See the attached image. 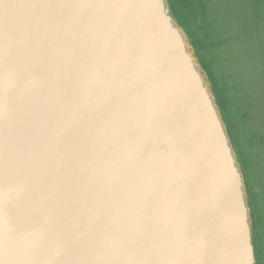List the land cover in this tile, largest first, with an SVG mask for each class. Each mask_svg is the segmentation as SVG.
Instances as JSON below:
<instances>
[{
	"label": "water",
	"instance_id": "95a60500",
	"mask_svg": "<svg viewBox=\"0 0 264 264\" xmlns=\"http://www.w3.org/2000/svg\"><path fill=\"white\" fill-rule=\"evenodd\" d=\"M0 264H257L168 0H0Z\"/></svg>",
	"mask_w": 264,
	"mask_h": 264
},
{
	"label": "rangeland",
	"instance_id": "374dc122",
	"mask_svg": "<svg viewBox=\"0 0 264 264\" xmlns=\"http://www.w3.org/2000/svg\"><path fill=\"white\" fill-rule=\"evenodd\" d=\"M254 3L261 12L258 14L261 23L238 26L242 32L235 38L234 48L243 56L244 67L240 65V71L244 72L239 73L235 62L225 63L223 81L228 103L223 111L234 144L240 151V161L253 180L250 200L264 206V0ZM252 31L256 33L251 35ZM216 85L219 89L222 86L219 81ZM215 92L219 95L217 98L222 97L216 86ZM261 210L264 213V208Z\"/></svg>",
	"mask_w": 264,
	"mask_h": 264
},
{
	"label": "trees",
	"instance_id": "16d2710c",
	"mask_svg": "<svg viewBox=\"0 0 264 264\" xmlns=\"http://www.w3.org/2000/svg\"><path fill=\"white\" fill-rule=\"evenodd\" d=\"M254 1L168 0L174 18L186 33L201 67L206 72L213 93L216 94V86L217 93L222 95L217 100L223 115V109L228 103L226 84L223 81V69L227 67L225 63L235 62L239 66V73L244 72L240 71V67H244L243 56L234 48V40L242 32L238 30V26L244 23L248 26L261 23L258 16L261 12L254 6ZM254 33L256 32L252 31L251 35ZM218 81L222 85L220 89L216 85Z\"/></svg>",
	"mask_w": 264,
	"mask_h": 264
},
{
	"label": "crops",
	"instance_id": "0c3cea01",
	"mask_svg": "<svg viewBox=\"0 0 264 264\" xmlns=\"http://www.w3.org/2000/svg\"><path fill=\"white\" fill-rule=\"evenodd\" d=\"M264 208L262 203L253 202L251 206L252 225L254 231V251L257 264H264Z\"/></svg>",
	"mask_w": 264,
	"mask_h": 264
},
{
	"label": "flooded vegetation",
	"instance_id": "af4514ba",
	"mask_svg": "<svg viewBox=\"0 0 264 264\" xmlns=\"http://www.w3.org/2000/svg\"><path fill=\"white\" fill-rule=\"evenodd\" d=\"M214 95H215V98H216V101H217V104H218L217 96H216L215 93H214ZM218 106H219V104H218ZM219 109H220V112H221V115H222L223 121H224V123H225V125H226V129H227V132H228V135H229L230 141H231V143H232V146H233V148H234V150H235V152H236V155H237L238 161H239V163H240L241 171H242V174H243V176H244V180H245V184H246V188H247V192H248V198H249L250 209H251L252 202H251V200H250V188H251V186H252L253 180H252L250 174H248V173L245 171V166H244L243 163L240 161V151H239V149L236 147V145L234 144L233 137H232L231 132H230V130H229V128H228V125H227V123H226V120H225V118H224V115H223V113H222V111H221V107H220V106H219Z\"/></svg>",
	"mask_w": 264,
	"mask_h": 264
}]
</instances>
